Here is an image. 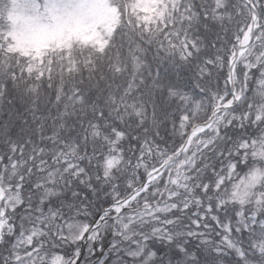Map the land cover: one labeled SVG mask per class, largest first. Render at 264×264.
I'll return each mask as SVG.
<instances>
[{"label":"snow or ice","instance_id":"snow-or-ice-1","mask_svg":"<svg viewBox=\"0 0 264 264\" xmlns=\"http://www.w3.org/2000/svg\"><path fill=\"white\" fill-rule=\"evenodd\" d=\"M0 264H264V0H0Z\"/></svg>","mask_w":264,"mask_h":264}]
</instances>
